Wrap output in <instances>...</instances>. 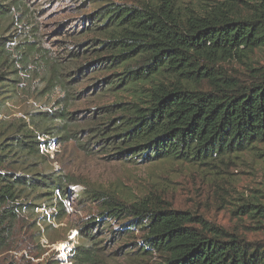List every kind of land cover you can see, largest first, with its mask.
<instances>
[{
  "label": "trees",
  "instance_id": "trees-1",
  "mask_svg": "<svg viewBox=\"0 0 264 264\" xmlns=\"http://www.w3.org/2000/svg\"><path fill=\"white\" fill-rule=\"evenodd\" d=\"M42 10L31 0H0V249L32 212L29 200L62 213L70 187H83L75 197L95 214L78 228V264L102 263L106 239L99 233L119 245L113 259L127 264H264V241L249 242L204 220L197 229L190 213L156 192L128 200L75 181L48 167L40 140H75L90 151L101 144L130 163L215 169L259 151L264 60L256 53H264V0L107 4L89 17L91 43L62 58L46 48ZM233 63L243 71H230ZM107 70L108 78L96 81L108 85L100 92L127 98L100 109L97 125L86 123L71 111L84 93L78 87L92 80L88 71ZM57 91L63 96L47 111L31 105L16 117L8 105L41 96L51 101ZM246 202L237 212L262 225L264 205L257 197Z\"/></svg>",
  "mask_w": 264,
  "mask_h": 264
},
{
  "label": "rangeland",
  "instance_id": "rangeland-1",
  "mask_svg": "<svg viewBox=\"0 0 264 264\" xmlns=\"http://www.w3.org/2000/svg\"><path fill=\"white\" fill-rule=\"evenodd\" d=\"M31 1L43 6L41 21L46 48L52 49L56 57L62 58L71 51L75 52L77 48L83 50L91 43L94 35L87 30L91 23L89 17L100 8L107 4H137L141 0ZM178 1L189 4L224 0ZM256 56L260 59L258 61L264 60L263 52H257ZM84 61L80 59V62ZM234 68L238 73L243 71L236 63L230 64L229 70L233 71ZM90 74L88 71L86 76L92 80L82 81L78 87L84 93L79 96L81 101L71 111L77 112L82 121L97 125L102 114L100 109L124 101L127 97L100 92V85H108L96 81L107 79L110 74L108 70ZM62 96L57 91L51 101L41 96L26 103L8 105L13 116L20 117L23 115L22 110L33 108L31 105L40 111L50 110L51 104ZM119 116L120 114H115L112 118L115 120ZM40 140L41 150L50 156L48 167L73 177L75 181L115 192L128 200H137L150 192H156L173 209L190 213L195 218L192 226L197 229L204 228V225L197 224L196 221L204 220L208 226L220 227L249 242L264 241V220L261 225L237 212V206H242L248 200L253 201L254 197L264 205V144L259 146V151L241 155L238 159H233L231 164L215 169L212 166L199 167L177 162L130 163L125 159L120 161L119 158H114L111 154L115 152L102 150L101 144L92 145L90 151L81 146L82 142L77 143L75 140L66 142L55 137ZM82 188L70 187L68 197L64 200L65 212L62 213L51 206L50 202L29 200L34 213L26 212L22 215L11 241L0 249V264H78L75 258V248L79 244L78 228L83 226L90 214H95L92 205L77 201L75 195ZM44 216L47 217L46 220ZM43 221L50 227L46 229ZM101 235L102 233L98 234L99 239L106 241L100 264H127L126 258L113 259L119 245ZM155 261V258L149 259V263Z\"/></svg>",
  "mask_w": 264,
  "mask_h": 264
}]
</instances>
